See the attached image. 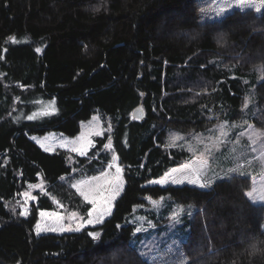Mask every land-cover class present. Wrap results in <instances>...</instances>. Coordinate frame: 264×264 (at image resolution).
Here are the masks:
<instances>
[{
  "label": "trees",
  "instance_id": "obj_1",
  "mask_svg": "<svg viewBox=\"0 0 264 264\" xmlns=\"http://www.w3.org/2000/svg\"><path fill=\"white\" fill-rule=\"evenodd\" d=\"M237 2L0 0V264H264V251L251 254L253 244L264 250V208L247 199L248 177L220 179L206 190L148 184L189 160L187 152L166 149L167 132L235 121L255 69L262 79L250 122L264 128V4L248 0L260 5L257 12ZM52 100L56 115L20 118ZM138 106L143 120L132 117ZM96 111L111 118L113 130L74 164L69 153H47L30 139L74 137ZM109 138L125 182L110 216L82 231L36 235L39 211L56 208L51 197L86 214L90 205L64 179L74 169L103 170ZM40 178L47 193L22 217L10 206ZM166 196L195 207L187 237L169 238L143 257L128 217L146 198Z\"/></svg>",
  "mask_w": 264,
  "mask_h": 264
},
{
  "label": "rangeland",
  "instance_id": "obj_2",
  "mask_svg": "<svg viewBox=\"0 0 264 264\" xmlns=\"http://www.w3.org/2000/svg\"><path fill=\"white\" fill-rule=\"evenodd\" d=\"M218 39L223 41L220 36ZM217 61L221 63L222 59L218 58ZM252 73L256 77L255 83L251 85L247 83L248 90L244 95L242 111L235 121L212 122L203 131L167 132L166 149L187 152L189 160L170 169L163 177L152 181L149 185L161 187L189 185L199 188L187 182L190 178L195 179L198 174L200 180H197V183L201 180H211L209 187L202 189L206 190L217 180L235 175L245 176L250 179V188L246 193L247 199L253 205L264 208V128L256 127L250 122L257 112L256 85L262 79V70L255 69ZM246 100L247 107H245ZM58 111L56 100L38 101L34 109L21 111L20 118L31 122L42 121L56 115ZM110 122L111 118H104L99 111H96L89 120L81 122L80 132L74 137L61 132H49L43 136H31L30 139L47 153L58 151L69 153L71 155L69 163L74 164L75 156H88L95 147L97 138L112 132L113 125ZM103 152L109 155V161L103 170L89 175L86 167L74 169L71 175L64 179L84 203L88 201L81 192L88 193L90 198L96 200V203L94 205L88 203L90 208L86 214H81L78 210H69L67 205H61L57 199L51 197L56 208L53 211H39L38 221L34 227L36 235L82 231L102 224L110 216L113 203L123 188V169L113 152L112 138L107 140ZM232 169L235 171H230ZM156 181L159 183H155ZM38 193H47L46 184L41 178L37 184L28 185L17 196L10 206L11 209L18 211L22 217H28L30 204L36 201ZM115 193L118 195H115L113 199ZM248 193L252 195L249 196ZM145 201L144 207H136L128 217L130 223L142 229L137 232L139 236L134 237L132 245L136 247L140 255L144 254L141 255L143 257L153 254L169 238L185 239L188 233L186 218L195 212L192 204L177 203L169 196L155 200L146 198ZM90 209L93 210L92 216H88ZM21 212L24 215H21ZM177 212L180 213L178 221L173 219V214ZM101 214L103 219L97 222L96 217ZM61 227L66 230L60 231ZM53 228L56 230L52 231Z\"/></svg>",
  "mask_w": 264,
  "mask_h": 264
},
{
  "label": "snow or ice",
  "instance_id": "obj_3",
  "mask_svg": "<svg viewBox=\"0 0 264 264\" xmlns=\"http://www.w3.org/2000/svg\"><path fill=\"white\" fill-rule=\"evenodd\" d=\"M261 2H262V4H264V0H261ZM237 7L241 8V9L255 7L257 12L260 11V5H254L252 3H249L248 0H238ZM219 14H221V15L223 14V9L222 8L220 9V13ZM37 51H39V49H37ZM245 107H247V100L245 101ZM29 119H32V117H29ZM117 171L119 172V169H117ZM230 171H235V169H232ZM197 180H200V176L198 174L196 175L195 179H191L190 178V179H188L187 182L189 184L197 186V187H199L201 189L209 187V185L212 183L211 180H208V181H202L201 180L200 183H197ZM155 183H159V181H156ZM25 195H27V193H25ZM81 195L84 196L85 200L88 201V203L93 204V205L96 203V200L94 198H90L88 193L81 192ZM115 195H118V193H115L113 195V197H112L113 199L115 198ZM247 195L251 196L252 193H248ZM153 203L155 205V201ZM92 211H93L92 209L89 210L88 216H92ZM21 215H24V213L21 212ZM73 215H75V214H73ZM179 218H180V213L179 212L173 214V219L174 220L178 221ZM102 219H103V215L102 214L96 217L97 222H99ZM89 223H91V221H89ZM51 230L55 231L56 229L53 228ZM65 230L66 229H64L63 227L60 228V231H65ZM135 231L136 232H140V231H142V229L141 228H136ZM88 235L90 237H92L93 239H96L99 236V233H97V232H89ZM253 249L254 250L256 249V245H253ZM141 255H144V254L142 253Z\"/></svg>",
  "mask_w": 264,
  "mask_h": 264
},
{
  "label": "water",
  "instance_id": "obj_4",
  "mask_svg": "<svg viewBox=\"0 0 264 264\" xmlns=\"http://www.w3.org/2000/svg\"><path fill=\"white\" fill-rule=\"evenodd\" d=\"M132 117L136 120H143L144 110L142 106H138L132 113Z\"/></svg>",
  "mask_w": 264,
  "mask_h": 264
},
{
  "label": "clouds",
  "instance_id": "obj_5",
  "mask_svg": "<svg viewBox=\"0 0 264 264\" xmlns=\"http://www.w3.org/2000/svg\"><path fill=\"white\" fill-rule=\"evenodd\" d=\"M253 245H255V244H253ZM253 245L251 246V254L252 255H256V254H259L261 251H264V250H262V249H260L258 247H256V249L254 250L253 249Z\"/></svg>",
  "mask_w": 264,
  "mask_h": 264
},
{
  "label": "crops",
  "instance_id": "obj_6",
  "mask_svg": "<svg viewBox=\"0 0 264 264\" xmlns=\"http://www.w3.org/2000/svg\"><path fill=\"white\" fill-rule=\"evenodd\" d=\"M115 155H116V154H115ZM116 157H117V155H116ZM117 159H118V157H117ZM118 162H119V160H118ZM121 168H122V167H121ZM122 171H123V170H122ZM123 181H124V178H123ZM151 182H152V181H151ZM151 182H150V183H151ZM150 183H148V184H150ZM124 185H125V182H124V184H123V188H124ZM123 188H122V190H121V193H122V191H123ZM121 193H120V194H121ZM120 194H119V195H120ZM118 197H119V196H118ZM118 197H117V198H118ZM117 198H116V199H117ZM116 199H115V200H116ZM114 202H115V201H114ZM113 206H114V203H113ZM112 210H113V209H112Z\"/></svg>",
  "mask_w": 264,
  "mask_h": 264
}]
</instances>
